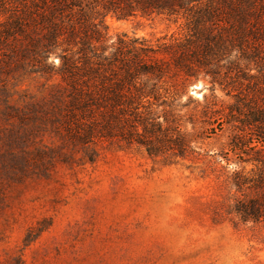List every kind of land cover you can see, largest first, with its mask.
Segmentation results:
<instances>
[{
	"label": "rangeland",
	"instance_id": "1",
	"mask_svg": "<svg viewBox=\"0 0 264 264\" xmlns=\"http://www.w3.org/2000/svg\"><path fill=\"white\" fill-rule=\"evenodd\" d=\"M106 23L114 39L155 46L182 33L162 16ZM44 83L0 69V264H264V223L229 214L220 174L235 133L218 119L243 120L248 101L209 77H177L178 115L196 153L153 158L137 146H103L96 163L82 164L81 148L35 114Z\"/></svg>",
	"mask_w": 264,
	"mask_h": 264
},
{
	"label": "trees",
	"instance_id": "2",
	"mask_svg": "<svg viewBox=\"0 0 264 264\" xmlns=\"http://www.w3.org/2000/svg\"><path fill=\"white\" fill-rule=\"evenodd\" d=\"M0 15V69L45 81L35 114L81 148L82 164L96 163L103 146H137L153 158L196 153L178 115L177 77H209L248 101L243 120L218 119L235 133L220 174L229 214L264 223V101L244 93H264V0H0ZM108 16H162L182 33L157 46L114 39Z\"/></svg>",
	"mask_w": 264,
	"mask_h": 264
},
{
	"label": "water",
	"instance_id": "3",
	"mask_svg": "<svg viewBox=\"0 0 264 264\" xmlns=\"http://www.w3.org/2000/svg\"><path fill=\"white\" fill-rule=\"evenodd\" d=\"M196 89H198L199 88V86H197V87H195Z\"/></svg>",
	"mask_w": 264,
	"mask_h": 264
}]
</instances>
